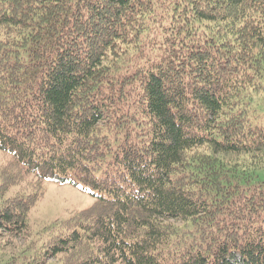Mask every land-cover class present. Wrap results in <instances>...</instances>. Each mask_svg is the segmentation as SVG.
I'll return each mask as SVG.
<instances>
[{"label": "trees", "instance_id": "obj_1", "mask_svg": "<svg viewBox=\"0 0 264 264\" xmlns=\"http://www.w3.org/2000/svg\"><path fill=\"white\" fill-rule=\"evenodd\" d=\"M0 151V264H264V0H0Z\"/></svg>", "mask_w": 264, "mask_h": 264}, {"label": "rangeland", "instance_id": "obj_2", "mask_svg": "<svg viewBox=\"0 0 264 264\" xmlns=\"http://www.w3.org/2000/svg\"><path fill=\"white\" fill-rule=\"evenodd\" d=\"M7 157V153L0 151V163L4 162ZM42 187V196L31 210L28 218V229L32 231L53 220L67 219L75 212L90 207L96 199L89 192L71 184H55L44 181ZM24 243L25 239L23 240L21 234H17L6 250L13 253L17 250L16 245L19 247L20 245L23 246Z\"/></svg>", "mask_w": 264, "mask_h": 264}]
</instances>
